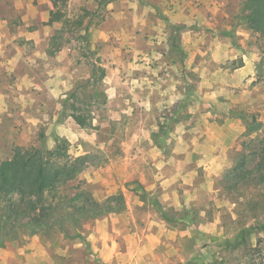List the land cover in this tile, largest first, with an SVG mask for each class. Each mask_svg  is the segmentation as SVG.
Wrapping results in <instances>:
<instances>
[{"label": "clouds", "instance_id": "clouds-1", "mask_svg": "<svg viewBox=\"0 0 264 264\" xmlns=\"http://www.w3.org/2000/svg\"><path fill=\"white\" fill-rule=\"evenodd\" d=\"M6 4L12 203H36L20 189L47 173L52 208L80 197L98 216L47 234L39 206L5 216L0 264L89 246L88 264H264V0H110L102 21L97 0Z\"/></svg>", "mask_w": 264, "mask_h": 264}, {"label": "trees", "instance_id": "trees-1", "mask_svg": "<svg viewBox=\"0 0 264 264\" xmlns=\"http://www.w3.org/2000/svg\"><path fill=\"white\" fill-rule=\"evenodd\" d=\"M108 2H110V0H99V10L105 9ZM96 13L92 15L94 16ZM52 183L53 181L49 175L44 173L38 186L20 189L21 191L35 194L38 197L37 202L34 204L28 203L23 206H17L12 203V194L19 188L17 179L15 176L9 174L7 168L0 171V205H3V207H0V219L5 216L11 217L15 215L19 220L28 221L29 224H31L35 209L39 206L42 209L43 216L36 218L38 226L47 230V233L51 231V227L54 223L59 226L62 231L68 233L69 224L74 228L82 230L84 224L97 218L98 213L94 209L89 210L87 207H77V203L81 200L80 197H76L75 199H62L56 208H52L43 196L44 189L48 188ZM45 205H47V207H45ZM69 238L74 239L70 234Z\"/></svg>", "mask_w": 264, "mask_h": 264}, {"label": "rangeland", "instance_id": "rangeland-1", "mask_svg": "<svg viewBox=\"0 0 264 264\" xmlns=\"http://www.w3.org/2000/svg\"><path fill=\"white\" fill-rule=\"evenodd\" d=\"M97 2L99 3V0H97ZM36 3L39 4V0H36ZM9 14H11V13L9 12L8 6L6 4V0H0V16H6ZM103 14H104V9L99 10L96 13V15H94V19L98 18L102 21L103 20ZM8 54L12 55L11 52H9ZM0 73H2V74H0V90H2V86L6 82V75L7 74L5 72H3L2 69H0ZM196 215L198 217V213ZM83 230H84V228L81 231H83ZM69 239H71V238H69ZM90 256H91V251H90V246H89V249L87 251L79 252V253H77V252L71 253L70 257L63 261V264H88V259Z\"/></svg>", "mask_w": 264, "mask_h": 264}]
</instances>
